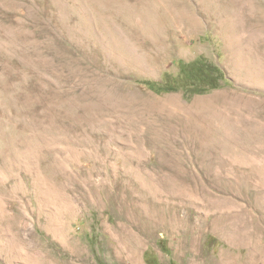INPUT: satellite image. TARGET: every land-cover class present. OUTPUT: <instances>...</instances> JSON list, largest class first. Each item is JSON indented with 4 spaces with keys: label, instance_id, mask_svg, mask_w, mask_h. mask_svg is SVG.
<instances>
[{
    "label": "rangeland",
    "instance_id": "obj_1",
    "mask_svg": "<svg viewBox=\"0 0 264 264\" xmlns=\"http://www.w3.org/2000/svg\"><path fill=\"white\" fill-rule=\"evenodd\" d=\"M0 264H264V0H0Z\"/></svg>",
    "mask_w": 264,
    "mask_h": 264
},
{
    "label": "bare ground",
    "instance_id": "obj_2",
    "mask_svg": "<svg viewBox=\"0 0 264 264\" xmlns=\"http://www.w3.org/2000/svg\"><path fill=\"white\" fill-rule=\"evenodd\" d=\"M198 103V102H197ZM211 104V103H210ZM218 105V104H217ZM219 106V105H218ZM218 106H212V105H208V106H199V107H195L193 106L192 109H186L184 110V112L180 113L181 117H179V120L184 121V120H190L193 124H198L200 122V119H202L203 117L208 118V119H213L216 118L218 116V114L220 115L221 111L218 109ZM186 108V107H185ZM183 110V109H182ZM179 112V111H178ZM177 114V113H176ZM181 124V123H180ZM182 125V124H181ZM165 127V126H164ZM225 127V126H224ZM202 128V127H201ZM203 129V128H202ZM155 130V129H154ZM219 130V129H218ZM202 131V130H201ZM157 132V137H162L161 134H159V130H156ZM209 132V131H207ZM201 134V133H200ZM203 134V133H202ZM206 135V134H204ZM202 136V135H200ZM223 137V136H222ZM158 138V139H159ZM206 138V137H205ZM203 137V139H205ZM156 139V140H158ZM207 139V138H206ZM209 139V138H208Z\"/></svg>",
    "mask_w": 264,
    "mask_h": 264
},
{
    "label": "trees",
    "instance_id": "obj_3",
    "mask_svg": "<svg viewBox=\"0 0 264 264\" xmlns=\"http://www.w3.org/2000/svg\"><path fill=\"white\" fill-rule=\"evenodd\" d=\"M164 91H166V92H167V91H168V92H171V91H174V89H169V88L166 87V88H164ZM198 92H200V91H198Z\"/></svg>",
    "mask_w": 264,
    "mask_h": 264
}]
</instances>
